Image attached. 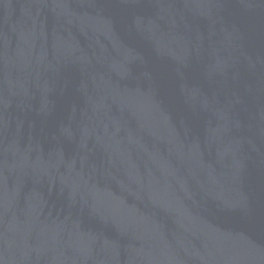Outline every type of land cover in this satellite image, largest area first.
<instances>
[{
  "label": "water",
  "instance_id": "obj_1",
  "mask_svg": "<svg viewBox=\"0 0 264 264\" xmlns=\"http://www.w3.org/2000/svg\"><path fill=\"white\" fill-rule=\"evenodd\" d=\"M0 264H264V0H0Z\"/></svg>",
  "mask_w": 264,
  "mask_h": 264
}]
</instances>
